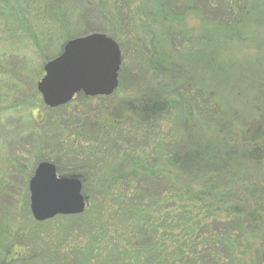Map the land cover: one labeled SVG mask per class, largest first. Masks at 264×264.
<instances>
[{
  "label": "trees",
  "instance_id": "1",
  "mask_svg": "<svg viewBox=\"0 0 264 264\" xmlns=\"http://www.w3.org/2000/svg\"><path fill=\"white\" fill-rule=\"evenodd\" d=\"M119 1L0 0V42L10 35V43L0 44V104L11 101L0 111L28 112L15 122H0V264H264V76L247 80L246 58L236 55L239 50L230 52L234 42L244 45L254 39L250 26L264 24V0H215L218 13L211 10L210 0H128L132 11H124L127 4ZM91 5L95 9L89 10ZM195 11L203 24L200 37L212 36L215 43V80L208 76V62L192 81L189 70L174 75L182 63L175 60L178 54L194 56L189 45L199 34L188 26V18ZM135 21L143 22L149 35L159 28L176 49L162 56L153 49V61L147 57L144 67L155 89L137 103L133 100L134 129L149 130V138L154 135L149 143L155 148L159 144L164 154L140 153L138 141L133 138L135 147L130 145L131 137L116 138L133 147V155L125 145L115 147L110 130L118 129L123 119L116 117L100 123L93 139L68 141L48 134L40 140L43 126L35 109L60 114L66 127L74 118L79 125L88 118L99 122L102 109L94 101L101 97L80 93L62 107L44 108L33 84L44 69L31 55V44L45 64L72 37L112 28L113 35L106 33L116 38L115 25L129 27ZM184 44L186 53H181ZM15 58L21 59L18 67ZM232 65L238 71L227 73ZM165 75L176 84L164 86ZM26 77L31 80L26 82ZM26 85L32 89L29 103L26 97L17 98ZM221 85L237 92L235 101L248 94L249 105L223 101ZM178 91L193 107L172 99ZM103 109L109 110L108 105ZM166 122L180 138L167 149L160 138ZM31 143L26 167L15 152ZM109 149L115 152L106 161L102 154ZM42 160L52 161L64 176L79 177L84 185L89 174L101 175L85 195L83 213L43 222L33 218L27 186ZM17 183L24 184L18 204L13 198Z\"/></svg>",
  "mask_w": 264,
  "mask_h": 264
},
{
  "label": "rangeland",
  "instance_id": "2",
  "mask_svg": "<svg viewBox=\"0 0 264 264\" xmlns=\"http://www.w3.org/2000/svg\"><path fill=\"white\" fill-rule=\"evenodd\" d=\"M122 1L123 0H120L118 3H122ZM129 2H130V5H128ZM209 2H210L209 5H211V7H212L211 8L212 11L219 9V6H218L217 2H215V0H210ZM124 3L127 4V5H124V8H123L124 11H126V9H129V8L132 11L133 4L131 5V1L124 0ZM92 8L95 9V6L91 5L88 9L92 10ZM88 12H90V11H88ZM215 13H218V11H215ZM0 21H1V19H0ZM92 23L94 25H96L95 20H92ZM188 26L191 28H194L195 34H197V35L199 34L197 36V38L189 45V46H192V48H194V56L192 55L193 57L189 56L186 58L185 56L182 57V55L178 54V59H177V57H175V60L177 62H178V60H181L182 63H179L180 68L175 70L177 73L174 75L176 77H178L177 74H179V75L186 74V72H188L187 70H189V72H188L189 73V80L192 81L191 78H194L195 75H197V77H200V73L202 70L201 66L203 64H205L206 62H208V63H210V65H208L209 66L208 71H211L210 74H212V75L208 74V76H210V78L212 77V79L215 80V78H216L215 61H216V56H217V53H216L217 50H215V43L212 41V38H213L212 36L207 35L209 40L202 39L200 37V35H202L204 33L200 13L195 11V12H192L190 14V16L188 18ZM115 27H116V29H119V32L117 33L118 35H116V38L112 36L114 34L112 28L109 29V31H106L112 35H110L106 32L105 33L101 32L100 29L94 28L93 30H90V31L87 30V32L85 34L75 36V37L85 36V35L90 34V33H104V34H107L108 36H111L112 38H114L119 43V46L121 48L122 65H121V69L119 72V86H118V88L113 92V94H111L109 96H102V95L89 96V97H101L99 100L94 101V103L98 102L99 108L102 109V111H99V113H98V119H100L99 122H97L98 120H91L90 118H88V119L84 120L81 125H79V123L78 124L73 123V122L77 121L74 118V121L70 122L72 124V126L67 125V127H66V125H65L66 123L64 124V122L62 121V118L60 117L61 116L59 114L60 111H56L57 113L59 112L58 113L59 116H56L55 112L46 111V110L44 112L43 109H39V110L35 109L34 115L37 117V119L39 120V122L43 126L42 129L38 130L39 134L42 136L40 140H45L46 135H48V134H50L53 137H56L57 135L58 136L61 135V137L63 139H67L68 141H74V140H77L80 138L85 139V140L88 138L93 139L94 134H98L97 130L100 126V123L102 125L105 124L104 123L105 121H110L112 123L114 117H116V118H121V119L123 118L122 122L120 123L119 128L118 129L113 128V130L110 127L108 128V129H111L110 133H112V136H110V138L115 141V147L117 144H119L121 147L126 146V144H124L125 145L124 146L116 138L117 136L124 137V138L131 137L132 139L130 141L131 142L130 145L133 146V138H134V140L138 141V143L136 145L138 148L137 151H139L140 153H146L149 151H153V152H155V154L160 153V156H161L164 154V150H162L164 148H159V144L156 145V148H155V146H153V143H149L150 139H152L154 137V135L151 136V138H149V133H150L149 130L142 129L141 127H138V128H140V131L136 132L137 129H134V127H137V125L133 124V100L137 103L139 100H142L141 99L142 97H144V96L146 97L148 95L147 93H149L153 89H155V85H153L154 82H153V80H151V75L145 74L146 69L144 67L145 64H147V62H148L147 57H148L149 61H153L154 55L152 54V52L153 51L155 52V50H153V49H156V54L158 56H162L163 54L170 53V50L176 51V49L173 48L170 41L168 42V41L163 39L162 32H161V30H159V28L155 32L151 31V33L149 35L146 31L147 27L143 22L140 23V21L139 22L135 21L134 25L131 22H129V27L126 24L123 25L122 23H120V25H118V26L115 25ZM250 30L255 33L254 39H251L250 42L245 43L244 45H240L238 42H234L231 46L230 52H232L234 50L235 51L239 50L241 53L239 51L238 52L236 51L237 52L236 55L240 54L241 56H244L246 58L245 64H246V67H247L246 70L248 73L247 80L252 81L253 77L255 75L264 76V24H262V25L261 24H254V26H250ZM176 31H178L177 28H176ZM8 36H10V35H4L3 36V40L0 42L1 45H4V44L7 45V43H10V38ZM75 37H72V38H75ZM144 37H146V38H144ZM72 38H70V39H72ZM138 38L142 39L143 42H146V45H148V46H145V47L142 46L140 44L141 42H139ZM178 39H180L179 33H178ZM66 42L64 43V45L66 44ZM64 45H63V48H64ZM30 47H31L30 53L33 57L34 56L36 57L35 62L39 64L38 67L40 65H42L43 69H44V66L47 62L45 64L42 63V59L37 54L34 53L32 44ZM63 48H62V51H63ZM186 48H187L186 44H184L182 47H180L181 53H182V50H183V53H186ZM61 52L59 54H61ZM58 55H56L55 57H57ZM172 55H173V53H172ZM174 56H177V55L174 54ZM55 57H53V58H55ZM219 57L221 59L223 58L221 55ZM53 58H51V59H53ZM13 60H14L13 65L15 67H18L21 63V61H20L21 59L18 60L15 58ZM242 62H243L242 60L237 61L238 68ZM12 68L13 67H11V68L9 67L8 71L11 72ZM237 71H238V69L234 65H232L229 69L226 70L227 73H231V74H233V72H237ZM44 74H45V69H44V73H42L37 79H35L33 84H35V87L37 89L38 96H39V101L44 106V108L48 107L50 109H54V108L49 107L45 104L43 97H42V94L38 90V82ZM204 74L207 76V72H204ZM143 75H145V78L148 77L147 80L143 79ZM171 77L169 78L168 75L164 76L165 81H166V84L164 86H167V88L170 85L174 86V84H176V82H174V83L169 82ZM257 78L255 80H257ZM24 79H25V77H24ZM29 80H31V79H29ZM29 80L26 77V82H28ZM180 82L181 81L177 82V86L175 87L176 91L179 89L178 84ZM171 83H173V84H171ZM245 92L247 93L248 91L245 90ZM80 93H83V92H79L76 95H78ZM236 93L237 92L232 91L231 86H227V85H221L220 86V95H221L223 101L228 102L232 106L233 105H235V106L249 105V102H245V99L247 98L248 94H246L245 97L241 96V98H239L237 101H235L234 96ZM31 96H32V89H30L26 85V88L19 95H17V98L26 97V100H28V103H29V101H31V99L33 98V97L31 98ZM75 96H74V98H75ZM172 99L179 101L180 103L182 102L183 105L189 104V105H192V107H193V103H189V102H191V100H189V97L182 96L181 92H179V91H178V93L177 92L173 93ZM72 101H70V102H72ZM28 103L23 102L24 105L29 106L30 104L28 105ZM263 103H264V100H263ZM7 104H11V101L7 102ZM7 104L6 103L0 104V106L2 105L3 108H5ZM105 104L108 105L109 110L103 109ZM62 106H64V105H62ZM62 106H59V107H62ZM94 106L96 107L95 104H94ZM55 108H58V107H55ZM15 110H17V109L7 108V110L3 109L2 111H0V122H2V120H5V119L8 120V122H9L10 118H12L11 122H15V120H18L19 118L23 119V117L25 115L28 116V112H26V111L21 112V114L14 115V113H12V112H14ZM128 116H130L131 118H129ZM63 120H68V119H63ZM110 122L108 123L109 125L111 124ZM8 124L9 123H7V125ZM102 125H101V127H102ZM103 129H104V127H103ZM160 138H161L162 143L165 142L162 145L166 146V149L175 140H176L175 142H178L180 139L179 135L173 136V132H171L169 130V126H168L167 122L163 124V134L160 136ZM72 139H74V140H72ZM24 143H26V142H24ZM32 145H33V143H31L29 145H22V146H20L19 150L17 152H15V154L20 155V157L24 160V162L26 163V167H30V165H28V163L30 162V157H29V155L26 154L25 151H30L29 147ZM127 147L128 146H126V148ZM133 147H135V145ZM133 147H131V148H133ZM131 148H129L128 154L133 155V149H131ZM109 150L110 151H107L105 153L102 152L103 153L102 156L106 157V158H104L106 161H111L112 160L111 158H113L112 154L115 152L113 149H109ZM28 158H29V160H28ZM44 161L52 162L49 160H42L40 162H44ZM111 165H112V163L110 164V166ZM110 166H109V168H110ZM56 169H57V173L59 176L71 177V176H64V174H62L63 170L59 169V167L57 165H56ZM100 176L101 175L96 174L93 177L89 174V178L86 179L85 185L83 184V187H82V193L84 196L85 195L88 196V192H90V191L92 193V188L95 185V181H97ZM82 183H83V181H82ZM14 186H15L16 191L13 194V198L17 202L16 204H18V201L20 200V193L23 191L24 184L17 183V185H14ZM27 187H28V194H30L29 193V182H28ZM11 197H12V195H11ZM29 206H30V202H29ZM58 216H66V215H58ZM38 222H43V221H38ZM58 223L59 224H65L64 221H62V220L59 221ZM59 226L60 225L56 226V230L59 228ZM42 228H44L43 230H45V227H42ZM8 244H9V241H8ZM8 244H6L7 247H8ZM6 245H4V246H6Z\"/></svg>",
  "mask_w": 264,
  "mask_h": 264
},
{
  "label": "water",
  "instance_id": "3",
  "mask_svg": "<svg viewBox=\"0 0 264 264\" xmlns=\"http://www.w3.org/2000/svg\"><path fill=\"white\" fill-rule=\"evenodd\" d=\"M122 53L119 43L104 33H90L66 42L63 51L48 61L38 90L45 104L55 108L83 92L109 96L119 86ZM79 177H63L52 162H40L29 180L30 210L35 220L81 214L87 207Z\"/></svg>",
  "mask_w": 264,
  "mask_h": 264
}]
</instances>
